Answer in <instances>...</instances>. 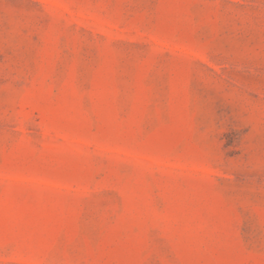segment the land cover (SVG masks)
I'll use <instances>...</instances> for the list:
<instances>
[{
  "label": "rangeland",
  "instance_id": "rangeland-1",
  "mask_svg": "<svg viewBox=\"0 0 264 264\" xmlns=\"http://www.w3.org/2000/svg\"><path fill=\"white\" fill-rule=\"evenodd\" d=\"M0 264H264V0H0Z\"/></svg>",
  "mask_w": 264,
  "mask_h": 264
}]
</instances>
